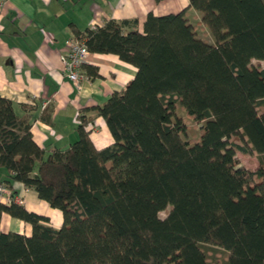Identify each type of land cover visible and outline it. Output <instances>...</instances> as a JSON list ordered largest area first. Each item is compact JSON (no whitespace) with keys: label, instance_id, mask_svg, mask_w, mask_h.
I'll use <instances>...</instances> for the list:
<instances>
[{"label":"trees","instance_id":"16d2710c","mask_svg":"<svg viewBox=\"0 0 264 264\" xmlns=\"http://www.w3.org/2000/svg\"><path fill=\"white\" fill-rule=\"evenodd\" d=\"M189 8L198 22L186 10L149 11L142 29L111 18L76 31L89 52L136 67L95 108L113 138L105 147L80 116L78 138L46 154L30 118L0 95L3 182L10 190L21 182L62 215L56 228L13 200L0 203V218L31 225L29 235L0 229V264H216L201 244L225 250L222 264H264V0H189ZM200 24L212 41L198 35ZM189 120L199 127L186 139Z\"/></svg>","mask_w":264,"mask_h":264},{"label":"crops","instance_id":"0c3cea01","mask_svg":"<svg viewBox=\"0 0 264 264\" xmlns=\"http://www.w3.org/2000/svg\"><path fill=\"white\" fill-rule=\"evenodd\" d=\"M182 10L192 13L191 20L200 19L199 13L189 8V0H0V95L13 102L19 115L30 118L32 137L46 154L54 148L67 149L78 138L80 116L89 119L86 129L94 145L105 147L113 138L95 108L122 90L134 77L136 67L112 53L89 52L83 65L96 67L99 75H88L83 68L88 79H80L78 87L64 72L66 40L89 28L95 18L102 22L137 19L142 29L149 11L161 16ZM257 163L256 159L252 169ZM8 175L0 167V182ZM6 189L27 210L48 216L53 227L61 225V212L34 190L17 181L11 190ZM0 203L10 202L2 199ZM0 229L31 233L29 223L8 213H2Z\"/></svg>","mask_w":264,"mask_h":264},{"label":"built area","instance_id":"2783aa9c","mask_svg":"<svg viewBox=\"0 0 264 264\" xmlns=\"http://www.w3.org/2000/svg\"><path fill=\"white\" fill-rule=\"evenodd\" d=\"M1 1L4 2V0ZM102 24V21L95 18L91 22L90 28L96 29ZM88 52L89 51L87 49L86 44L84 43L83 38L73 36L67 39L65 42L62 54L64 72L68 79L74 82L78 87L80 79H88L87 74L83 71L82 68L83 63L85 61V57L87 56ZM2 199H8L9 202H11L12 200L14 201V199L10 197L6 186L2 182H0V201Z\"/></svg>","mask_w":264,"mask_h":264},{"label":"rangeland","instance_id":"374dc122","mask_svg":"<svg viewBox=\"0 0 264 264\" xmlns=\"http://www.w3.org/2000/svg\"><path fill=\"white\" fill-rule=\"evenodd\" d=\"M190 16H192V13L189 14ZM193 22L196 23L199 20H196L194 17L192 18ZM202 25H198L197 27V31H198V35L203 38L206 39L207 41H212V37L209 34V32L201 27ZM252 63H256L255 60H252ZM259 66L264 67V60H260L258 62ZM177 115H182L183 116V111H180L179 109L176 110ZM198 127L192 120H189L188 123V129L186 130L185 134H184V138H191L194 135H197L198 133ZM237 157L239 158L241 164L250 167V168H254L255 164H256V158L252 157V159H247V157L242 156L240 153H237ZM161 218H164L166 213L164 211H161L159 213ZM202 248L205 250L207 257L213 261L216 262V264H222L224 263L223 260H225V257L227 255V252L221 248L212 246V245H208V244H201Z\"/></svg>","mask_w":264,"mask_h":264},{"label":"bare ground","instance_id":"6f19581e","mask_svg":"<svg viewBox=\"0 0 264 264\" xmlns=\"http://www.w3.org/2000/svg\"><path fill=\"white\" fill-rule=\"evenodd\" d=\"M89 53V52H88Z\"/></svg>","mask_w":264,"mask_h":264}]
</instances>
